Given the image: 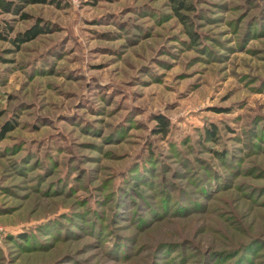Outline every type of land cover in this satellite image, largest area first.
Returning a JSON list of instances; mask_svg holds the SVG:
<instances>
[{
  "label": "rangeland",
  "instance_id": "374dc122",
  "mask_svg": "<svg viewBox=\"0 0 264 264\" xmlns=\"http://www.w3.org/2000/svg\"><path fill=\"white\" fill-rule=\"evenodd\" d=\"M13 1L0 264H264V0Z\"/></svg>",
  "mask_w": 264,
  "mask_h": 264
},
{
  "label": "trees",
  "instance_id": "16d2710c",
  "mask_svg": "<svg viewBox=\"0 0 264 264\" xmlns=\"http://www.w3.org/2000/svg\"><path fill=\"white\" fill-rule=\"evenodd\" d=\"M20 1L27 2L28 4H35V3L46 2L47 0H20ZM50 2L54 3L55 1L51 0ZM177 4H178V7L181 9L186 8L184 1L177 0ZM17 6H18V4L16 1L0 0V10H3L5 12H11L12 10L16 11ZM42 32H43V29H41L38 25H36L32 29L27 31L25 34H23V35L19 36L17 39H15V41H21L23 39L33 38ZM4 34H5L4 31L0 32L1 37L4 36ZM15 41L13 40L12 42L15 44ZM157 122L158 123L156 124V127L154 128V132L157 134H167L168 129H169V122L165 118H163L162 116L157 117ZM5 130L10 131L12 129L9 127H6ZM214 133H215L214 128L207 129L206 130L207 138L213 137Z\"/></svg>",
  "mask_w": 264,
  "mask_h": 264
}]
</instances>
